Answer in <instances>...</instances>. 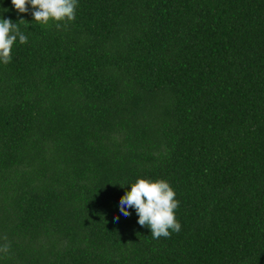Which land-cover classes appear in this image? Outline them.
Returning a JSON list of instances; mask_svg holds the SVG:
<instances>
[{
  "label": "trees",
  "instance_id": "1",
  "mask_svg": "<svg viewBox=\"0 0 264 264\" xmlns=\"http://www.w3.org/2000/svg\"><path fill=\"white\" fill-rule=\"evenodd\" d=\"M28 7L0 0L27 36L0 63V264H264V0ZM140 178L178 233L120 213Z\"/></svg>",
  "mask_w": 264,
  "mask_h": 264
},
{
  "label": "clouds",
  "instance_id": "2",
  "mask_svg": "<svg viewBox=\"0 0 264 264\" xmlns=\"http://www.w3.org/2000/svg\"><path fill=\"white\" fill-rule=\"evenodd\" d=\"M11 4L17 13H28L30 5L33 21L42 26L52 22L60 28L61 23L66 26L76 18L77 0H11ZM17 37L21 44L27 43V36L20 31L18 23L0 18V63L7 65L11 62V50ZM175 197L176 193L167 180L140 178L120 198L119 210L128 217L131 215L128 209H134L138 224L150 228L153 239L167 238L171 232L178 233L181 230V224L175 216L180 202ZM115 219L118 221L119 217ZM10 249L7 237H0V256H7Z\"/></svg>",
  "mask_w": 264,
  "mask_h": 264
}]
</instances>
